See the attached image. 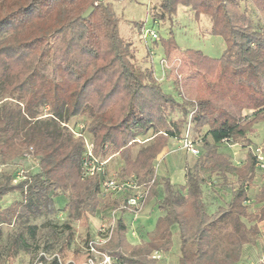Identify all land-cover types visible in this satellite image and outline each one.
I'll use <instances>...</instances> for the list:
<instances>
[{
	"label": "trees",
	"instance_id": "1",
	"mask_svg": "<svg viewBox=\"0 0 264 264\" xmlns=\"http://www.w3.org/2000/svg\"><path fill=\"white\" fill-rule=\"evenodd\" d=\"M239 1L160 0L158 11L149 14L154 22L165 21L179 7L189 9L196 22L207 17L210 35L224 42L213 69L181 51L171 37L160 41V60L179 51L187 57L190 74L183 76L180 87L188 98L179 103L159 83L167 80L169 67L158 80L153 68L139 69L132 61L131 46L120 37L109 3L0 0V166L17 159L39 162L31 175H2L0 199L16 193L20 200L0 209V239L4 225L54 214L57 197L67 200L64 213L85 228L88 218L110 205L115 211L127 199L129 191L102 203L101 196L110 195L101 194L99 176L84 177L86 139L100 161L116 156L121 162L113 178L148 185L144 205L154 201L163 212L148 238L136 245L128 242L127 227L118 218L97 251L113 264H158L153 254L169 252L177 233V264H238L243 246L256 244L257 224L264 222V171L255 168L248 138L254 123H264V24L254 29ZM245 1L264 18V0ZM89 8L92 13L83 20ZM177 83L172 85L182 97ZM178 108L176 119L172 113ZM191 114L192 131L198 136L205 132L185 184L159 179L149 185L155 163L170 139H182L181 128ZM80 118L86 122H77ZM72 119L76 121L70 127ZM80 123L82 137L76 138L70 128ZM136 141L144 144L132 157ZM229 145L245 150L242 165L230 161L225 152ZM258 175L263 183L251 200ZM16 177L21 178L13 184ZM212 184L228 196L211 213L203 191ZM250 203L257 208L254 213ZM35 231L26 226L9 242L10 251L26 244L25 238L33 239Z\"/></svg>",
	"mask_w": 264,
	"mask_h": 264
},
{
	"label": "rangeland",
	"instance_id": "2",
	"mask_svg": "<svg viewBox=\"0 0 264 264\" xmlns=\"http://www.w3.org/2000/svg\"><path fill=\"white\" fill-rule=\"evenodd\" d=\"M113 9L115 17L118 19L119 35L126 42L130 44L131 57L133 62L139 69H152L156 79L161 80L162 71L160 69L159 61L163 56L161 48V40H166L169 37L178 46L181 51L191 52L199 57L205 64L215 69L217 66L216 61L221 57L224 51V42L221 37L212 36L209 33L211 23L207 17L202 16L199 22H196L193 17V13L186 8L179 7L172 19L156 22L149 14L156 13L158 11V4L160 0H108ZM101 4H106L104 0H99ZM241 10L246 11L247 17L250 19L254 29H258L264 24V18L258 14V12L251 6L250 3L245 0H240ZM108 4V3H107ZM92 13V12H91ZM142 30L153 31L159 37L156 45H153V41L148 36L146 39H142ZM154 56L152 59L149 57L148 48H153ZM176 52L167 61L166 64L169 67L167 73V80L159 81L163 92L171 97L175 98L179 103L181 100L187 101V94L185 90L180 87V80L183 76L190 74L189 68H187V57L181 52ZM170 70V71H169ZM176 75H179L176 77ZM178 81L177 85L180 88V96L174 89L172 83ZM190 90V89H188ZM181 98V100H180ZM173 118H179L180 112L176 110ZM47 109L42 111V115H46ZM251 113H245L244 116L250 118ZM75 119H72L68 126L72 127ZM77 122H86L85 119H77ZM81 124V123H80ZM205 131L200 136L192 131V119L188 117L186 124L181 128V138H185L186 135L195 142L197 148L200 149V140ZM88 137V136H87ZM248 138L251 142V146H257L264 149V123H254L251 130L248 133ZM144 144L136 141L132 150V157L136 154L138 149ZM242 150V149H240ZM245 153V150H243ZM172 155L169 157L158 160L155 163V173L161 174L162 171L178 174L183 172L184 175L190 170L192 163L195 162L196 157H193L180 149V143L174 141V146L171 149ZM38 160L32 162L24 159H17L4 166H0V181L3 174H10L17 172L19 174H33V167L38 168ZM113 157L105 164V174L108 177H115L113 169ZM20 171V172H19ZM27 172V173H26ZM156 182H159L158 175H156ZM217 182V181H216ZM263 183L260 175L257 176L253 190L250 194L252 200L254 194L258 191ZM161 190V189H160ZM216 197H213V196ZM228 196L227 193H223L216 188V185L212 184L204 189L205 204L208 210L212 211L215 206L211 202V199L217 201L216 207L220 206ZM20 200L19 195L14 193L5 196L0 199V209L9 206L13 202ZM102 203L112 202V196H101ZM55 212L47 217H40L36 220H21L20 222L13 223L10 226H2L0 239V264H29L36 255L41 252L45 254H54L59 258L60 264H68L75 262L76 264H84L86 259L85 246L90 240H94L98 234L97 230L101 224H104L109 228L113 226L112 212L113 205L104 208L99 213L88 218V228L81 225L80 222L74 220L64 213L63 208L67 204V200L61 197L54 198ZM154 202V201H151ZM139 212L141 213L144 209ZM250 212L254 213L257 208L254 204H249ZM119 213L115 214L117 220ZM26 226H32L36 228L35 237L33 239H27L26 244H17L12 251H10V243L14 237L23 231ZM259 238H264V223L258 227ZM142 239L139 238L140 242ZM131 244L136 241V238H127ZM262 246L264 245V239H262ZM250 248L244 249L245 254L249 252ZM179 240L178 238H172L171 250L167 253L153 254L156 257L158 264H177L179 258Z\"/></svg>",
	"mask_w": 264,
	"mask_h": 264
},
{
	"label": "built area",
	"instance_id": "3",
	"mask_svg": "<svg viewBox=\"0 0 264 264\" xmlns=\"http://www.w3.org/2000/svg\"><path fill=\"white\" fill-rule=\"evenodd\" d=\"M150 37L153 41V44H155L158 40V36L153 31H146L142 30V39H146V37ZM153 48H148V54L149 57L152 59L154 56ZM160 69L162 71V77L168 68L165 60H160ZM192 114L190 115L191 118ZM83 130V126L79 124L74 130L70 128L71 133L76 138H81L82 134L81 131ZM180 149L187 154L197 157L199 155V150L196 147V145L193 143V141L188 137V135L183 137L180 141ZM223 142L228 143L227 140H224ZM231 147V145H229ZM84 157L82 160V168L84 171V177H92L94 175H98L100 178V191L103 195H110V196H116L123 194L127 191L130 192V195L127 197V199L122 202L118 208L112 212V219H113V226H110L107 228L104 224H101L97 230V235L94 237V240H90L86 247H85V253H86V259L84 264H113L112 260L104 255L101 254L99 251H97L96 247L104 245L110 238L112 229L115 226V214L120 211H125L132 216H136L139 214V212L142 210L145 198L147 197L148 192V185H142L138 186L134 179L128 180V181H119L116 180L113 177H108L105 174V164L106 162L100 161L98 158L93 156V143L84 140ZM250 152L252 157L255 160V168L259 171H264V152L263 149L257 146H253L250 148ZM18 176H21L19 174ZM21 177H16L13 180V184L17 183ZM156 180V176L153 177V179L149 182V185L153 184ZM153 258L156 259L155 256ZM53 261H57L59 263V258L54 254H45L44 252L39 253L36 255L35 259L29 263V264H50Z\"/></svg>",
	"mask_w": 264,
	"mask_h": 264
},
{
	"label": "crops",
	"instance_id": "4",
	"mask_svg": "<svg viewBox=\"0 0 264 264\" xmlns=\"http://www.w3.org/2000/svg\"><path fill=\"white\" fill-rule=\"evenodd\" d=\"M104 1L113 5L108 0H104ZM177 111L180 112V108H178ZM174 113L176 114V111H174ZM172 117H174V114H172ZM174 141L175 140L173 139L169 140L167 147L164 149L163 153L158 159L159 161L172 155L171 149H172V146H174ZM225 152L226 154H228L232 164H234L237 167L242 165L244 161L245 153L244 151L240 150L239 146H231L227 148ZM113 162H114L113 169H114V173L116 174V172L118 171V168H120L122 164L116 156H113ZM155 174L158 175V179H168L170 184L173 186H182L185 184V175L183 172L182 173L179 172L178 174H175V173L168 172L167 170H164L162 171L161 174L159 173L158 174L155 173ZM160 197H161V194H160ZM213 197H216V196L214 195ZM203 201L205 203L204 194H203ZM211 202L215 206L214 210L212 211L209 210V212L212 213L217 208L216 207L217 201L211 199ZM161 216H163V212H160L156 208L155 202H150L146 204L143 211L137 214L136 216L123 213V214H119L118 218H121L127 227L126 238H136V241L131 243L132 245H136L140 243L139 238H148V235H150L154 229L156 220ZM263 223L264 222L257 224V227ZM172 238H178L177 233H175V235H173ZM262 239L264 238H259L254 246H243L242 252H241V259L238 264H264V245L263 246L261 245ZM247 248H250V250L248 249L249 252L245 254L244 249H247Z\"/></svg>",
	"mask_w": 264,
	"mask_h": 264
},
{
	"label": "water",
	"instance_id": "5",
	"mask_svg": "<svg viewBox=\"0 0 264 264\" xmlns=\"http://www.w3.org/2000/svg\"><path fill=\"white\" fill-rule=\"evenodd\" d=\"M91 12H92V8H89L87 11H85V12L82 14L81 18H82L83 20L87 19V18L89 17V15L91 14Z\"/></svg>",
	"mask_w": 264,
	"mask_h": 264
}]
</instances>
